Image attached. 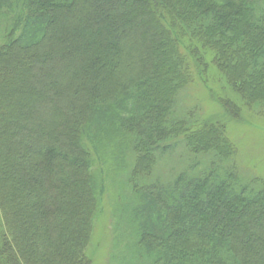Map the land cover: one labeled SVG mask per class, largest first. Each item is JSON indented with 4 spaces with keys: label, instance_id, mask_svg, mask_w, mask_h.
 Segmentation results:
<instances>
[{
    "label": "trees",
    "instance_id": "1",
    "mask_svg": "<svg viewBox=\"0 0 264 264\" xmlns=\"http://www.w3.org/2000/svg\"><path fill=\"white\" fill-rule=\"evenodd\" d=\"M245 111L264 116V0H0V264H97L107 177L116 264H264Z\"/></svg>",
    "mask_w": 264,
    "mask_h": 264
},
{
    "label": "rangeland",
    "instance_id": "2",
    "mask_svg": "<svg viewBox=\"0 0 264 264\" xmlns=\"http://www.w3.org/2000/svg\"><path fill=\"white\" fill-rule=\"evenodd\" d=\"M206 91L207 88L201 86L200 89L199 87L198 89H194V93H198V97H202V99L204 95L207 96L208 92L206 93ZM202 101H204L203 104H205L206 101L209 102V99L207 100L206 97ZM216 110L214 104H209L208 108L205 109L209 115ZM245 112L246 113L242 114L241 120H230V129L234 133L239 144L241 143L244 148H248V150H246L247 153L244 152L243 156L239 158L242 171H249L253 175L256 173V175H260L264 179V116H260L256 111L253 116L252 113H249L248 111ZM93 134L94 133H92V135ZM95 143L97 144V140ZM113 146L110 148L106 147L108 149V157L109 155L112 156L111 152L113 150H116V147ZM101 148H99V150ZM99 150L98 156L102 158ZM104 162L105 161L102 158L99 160V165L103 170H108V168L104 166ZM112 181V179L107 177V189L103 188L102 190L103 193L101 211L98 217L99 220L97 219L95 234L92 238V244L88 249L90 256L97 264H116L120 260H118L112 252H123L126 243L124 240L122 241L118 238L120 229L124 225L120 219L121 217H118L117 215V198L114 196V193L111 192V190L113 192L116 191L114 186L115 184L117 185V183H112ZM208 213H210V211H208ZM117 238L118 240H116Z\"/></svg>",
    "mask_w": 264,
    "mask_h": 264
}]
</instances>
